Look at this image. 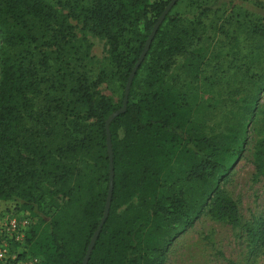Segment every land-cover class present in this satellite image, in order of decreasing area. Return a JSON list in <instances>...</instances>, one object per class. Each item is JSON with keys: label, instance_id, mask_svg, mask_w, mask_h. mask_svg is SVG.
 <instances>
[{"label": "trees", "instance_id": "16d2710c", "mask_svg": "<svg viewBox=\"0 0 264 264\" xmlns=\"http://www.w3.org/2000/svg\"><path fill=\"white\" fill-rule=\"evenodd\" d=\"M170 1L68 0V13L58 14L48 0H0V215L4 210L31 215L21 257L37 256L41 264H83L109 191L106 122L122 107L129 75ZM172 9L134 76L126 111L110 124L113 194L88 264H165L177 233L174 224L190 226L195 216L180 195L163 193L164 178L184 161L188 178L212 189L241 157L254 122L264 86V76L257 75L249 79L262 85L243 104L238 121L211 135L207 125L201 127L193 80L182 82L179 73H168L182 57L184 70L200 75L210 35H205V19L188 24ZM70 16L109 41L123 80L121 99L116 103L101 93L100 80L72 72L68 77V68L59 65L51 86L60 83L64 96L47 98V106L38 110L34 97L41 93V66L48 69L74 45ZM232 24L239 22L231 17L224 26ZM133 37L137 45L129 47ZM32 45L39 51L37 60ZM74 123L76 135L68 127ZM261 136L254 165L264 175V131ZM39 213L48 218L35 220Z\"/></svg>", "mask_w": 264, "mask_h": 264}, {"label": "rangeland", "instance_id": "374dc122", "mask_svg": "<svg viewBox=\"0 0 264 264\" xmlns=\"http://www.w3.org/2000/svg\"><path fill=\"white\" fill-rule=\"evenodd\" d=\"M48 1L58 14H67L70 10L68 0ZM172 15H181L180 19L188 24L199 18L205 19V35L210 36L204 45L206 62L199 65L203 69L200 75H189L182 66V57L177 58L168 74L179 73L182 82L193 80L198 96L191 100L195 105H201V112L196 115L201 117V127L207 125L209 135L223 131L240 119L243 104L262 85L258 81L253 83L249 77L256 78L257 75L260 79L264 76V0H179ZM231 17L239 24L224 26ZM68 21L74 26V45H68L62 59L53 58L48 69L41 66V93L34 97L35 108L46 107L47 98L64 96L60 83L51 86L53 77L59 73V65L68 68V77L72 72L91 82L100 80L97 89L113 102H119L123 80L111 59L109 41L85 29L74 16ZM211 24L218 27L214 29ZM134 45H137L135 37L129 47ZM30 52L36 60L39 58V51L33 45ZM145 74V70L141 71L140 79ZM258 103L241 157L212 189L200 180L189 179L184 161L175 163L164 178L163 193L180 195L186 209L195 216L190 226L185 222L174 224L177 233L168 245L165 264H263L264 175L257 172L254 159L256 145L263 140L260 138L264 131V86ZM73 118L68 111V119ZM68 127L76 135L75 123L74 128L73 124ZM205 196H208L207 202L200 207ZM47 204L45 210L49 209ZM1 207L3 210L6 204ZM3 212L0 221L15 213ZM38 217L48 218V215L39 213L35 220Z\"/></svg>", "mask_w": 264, "mask_h": 264}, {"label": "water", "instance_id": "95a60500", "mask_svg": "<svg viewBox=\"0 0 264 264\" xmlns=\"http://www.w3.org/2000/svg\"><path fill=\"white\" fill-rule=\"evenodd\" d=\"M178 0H171L170 3L167 5V7L165 8V10L163 11V13L161 14V16L159 17L158 21L155 23L148 39L147 42L145 44L144 50L141 53L138 61L136 62L135 66L133 67L128 81L126 83V87H125V93H124V101H123V105L120 109L116 110L115 112H113L109 118L107 119L106 122V129H107V145H108V152H109V157H110V183H109V191H108V197H107V202H106V207H105V211H104V215L102 217V220L98 226V228L96 229L92 240L89 244L88 250H87V254L84 258L83 264H88L92 250L94 248L96 239L100 233V230L102 229L106 219L108 218L109 215V211H110V206H111V200H112V194H113V187H114V164H113V145H112V139H111V133H110V124L111 122L114 120V118L116 116H118L119 114L123 113L126 111L127 106H128V100H129V93H130V88L134 79V76L138 70V68L140 67L141 63L143 62L145 56L147 55L152 41L158 31V29L160 28L161 24L163 23V21L165 20L166 16L169 14V12L171 11V9L174 7V5L177 3Z\"/></svg>", "mask_w": 264, "mask_h": 264}, {"label": "built area", "instance_id": "2783aa9c", "mask_svg": "<svg viewBox=\"0 0 264 264\" xmlns=\"http://www.w3.org/2000/svg\"><path fill=\"white\" fill-rule=\"evenodd\" d=\"M32 223L29 213H10L0 221V264H41L37 256L21 257L26 230Z\"/></svg>", "mask_w": 264, "mask_h": 264}]
</instances>
